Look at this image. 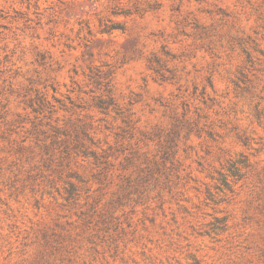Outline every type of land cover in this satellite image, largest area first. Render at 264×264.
<instances>
[{"label": "rangeland", "instance_id": "rangeland-1", "mask_svg": "<svg viewBox=\"0 0 264 264\" xmlns=\"http://www.w3.org/2000/svg\"><path fill=\"white\" fill-rule=\"evenodd\" d=\"M0 264H264V0H0Z\"/></svg>", "mask_w": 264, "mask_h": 264}]
</instances>
